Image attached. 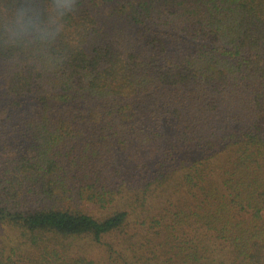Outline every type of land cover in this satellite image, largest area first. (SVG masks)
<instances>
[{
	"label": "trees",
	"instance_id": "trees-1",
	"mask_svg": "<svg viewBox=\"0 0 264 264\" xmlns=\"http://www.w3.org/2000/svg\"><path fill=\"white\" fill-rule=\"evenodd\" d=\"M0 264H264V0H0Z\"/></svg>",
	"mask_w": 264,
	"mask_h": 264
}]
</instances>
